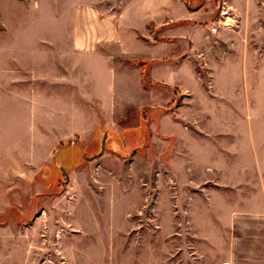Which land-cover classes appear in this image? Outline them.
I'll return each instance as SVG.
<instances>
[{
    "label": "crops",
    "instance_id": "0c3cea01",
    "mask_svg": "<svg viewBox=\"0 0 264 264\" xmlns=\"http://www.w3.org/2000/svg\"><path fill=\"white\" fill-rule=\"evenodd\" d=\"M62 6V29L15 30L0 45V100H34L31 87L42 84L62 101L51 109L62 124H49L45 153L35 148L34 109L22 127L14 106L4 110L0 245L17 242L13 218L35 211V160L62 153V201L84 208L96 199L124 216L132 191L114 178L98 185L99 161H154V221L177 246L171 264H264V0ZM147 188L142 180L141 207ZM23 229L28 243L32 228Z\"/></svg>",
    "mask_w": 264,
    "mask_h": 264
},
{
    "label": "rangeland",
    "instance_id": "374dc122",
    "mask_svg": "<svg viewBox=\"0 0 264 264\" xmlns=\"http://www.w3.org/2000/svg\"><path fill=\"white\" fill-rule=\"evenodd\" d=\"M64 7L68 6H62V0H0V45L13 43L16 38L11 34L15 30L62 29ZM27 88L18 86L19 92ZM31 88L36 91L34 100H0V122L7 113L4 110L14 106L17 110L15 122L25 126L30 122L24 110L34 109V135L38 138L35 148L40 151V146L45 153L48 138L53 135L52 131L49 132V124L53 131L55 126L62 124V118L57 113L51 115V109L58 108L62 101L48 99L58 96L52 94L57 90L56 86L35 84ZM19 139V147H24L22 134L18 142ZM58 160L62 161V153L51 162L35 160L38 192L34 201L35 211L33 215L29 213V219L11 220L12 223L18 222L22 229L16 243L7 241L0 245V253L7 257L0 264H171L170 254L177 251V246L170 242V230L156 228L154 221L153 160L147 166L139 162L129 164L122 161L121 164L110 165L106 160L99 161L98 185L108 184L114 178L131 189L133 196L128 216H124L121 207L107 206L96 199H91L88 207L68 206V200L62 201L66 172ZM142 180L148 185L146 207L139 205ZM96 187L93 188L96 190ZM63 208L66 211H62ZM23 226L32 228L28 243L27 238L21 236L27 234ZM182 247L184 250L179 246V251H186V246ZM189 251L203 252L204 246L192 244ZM194 263L202 264V261Z\"/></svg>",
    "mask_w": 264,
    "mask_h": 264
},
{
    "label": "water",
    "instance_id": "95a60500",
    "mask_svg": "<svg viewBox=\"0 0 264 264\" xmlns=\"http://www.w3.org/2000/svg\"><path fill=\"white\" fill-rule=\"evenodd\" d=\"M103 146H104V140H103Z\"/></svg>",
    "mask_w": 264,
    "mask_h": 264
}]
</instances>
